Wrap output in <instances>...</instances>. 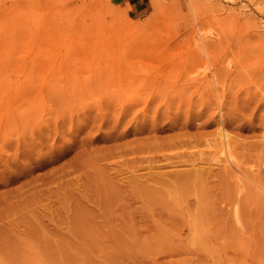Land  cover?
I'll return each mask as SVG.
<instances>
[{
	"label": "rangeland",
	"instance_id": "obj_1",
	"mask_svg": "<svg viewBox=\"0 0 264 264\" xmlns=\"http://www.w3.org/2000/svg\"><path fill=\"white\" fill-rule=\"evenodd\" d=\"M0 77V264H264V0H0Z\"/></svg>",
	"mask_w": 264,
	"mask_h": 264
},
{
	"label": "bare ground",
	"instance_id": "obj_2",
	"mask_svg": "<svg viewBox=\"0 0 264 264\" xmlns=\"http://www.w3.org/2000/svg\"><path fill=\"white\" fill-rule=\"evenodd\" d=\"M120 42V41H119ZM210 43V42H209ZM105 45V44H104ZM103 45V46H104ZM126 46V45H125ZM123 48V46H122ZM125 48V47H124ZM210 48V47H209ZM120 49V48H119ZM113 50V49H112ZM209 50V49H208ZM200 51V50H199ZM199 54V53H198ZM101 56H106V59L107 60H110L111 61V65H109L108 67H106L105 69H101L98 73H96V75H98V78L95 77V81L99 82V84H101L103 81H108L112 78H115L117 77V75H119V65H117V62L118 60L120 59L119 56L120 54H117V53H114V52H109V51H105V54H102ZM225 68V67H224ZM121 70V69H120ZM205 72V71H204ZM75 73V72H74ZM77 73V72H76ZM76 75V74H75ZM197 76V75H196ZM208 76V75H207ZM75 79V77H74ZM73 81V79H72ZM91 81V80H90ZM192 81V80H191ZM75 82V81H74ZM203 82V81H202ZM1 84H2V78L0 77V92L3 90L1 88ZM53 84L54 81H53ZM5 92V91H4ZM1 96V94H0ZM217 136H218V143L216 145V148L214 150V154H213V159H215L214 161H221L224 163V165H228L230 166V168H233L230 164H234L235 163L233 162L232 160V154H231V150H230V145H229V139L228 138V134L227 131L225 130L224 127L222 126H219L218 130H217ZM230 136V135H229ZM214 142V141H213ZM212 143V142H211ZM215 147V145H214ZM208 160H211V159H208ZM230 161V162H228ZM235 161V160H234ZM228 162V164H227ZM232 164V165H233ZM235 167V166H234ZM234 169V168H233ZM232 169V170H233ZM231 170V171H232ZM233 172V171H232ZM234 176L236 174V169L234 170ZM245 174V173H244ZM240 175V174H239ZM236 177H237V174H236ZM240 177V176H239ZM243 177V176H242ZM241 178V177H240ZM253 178V177H252ZM248 180V179H246ZM260 185V184H259ZM262 191V190H261Z\"/></svg>",
	"mask_w": 264,
	"mask_h": 264
}]
</instances>
